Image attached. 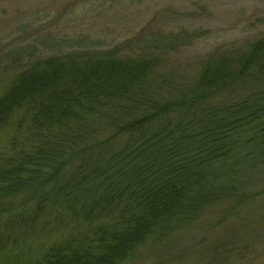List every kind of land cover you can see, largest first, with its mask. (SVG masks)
Returning a JSON list of instances; mask_svg holds the SVG:
<instances>
[{
	"label": "trees",
	"instance_id": "16d2710c",
	"mask_svg": "<svg viewBox=\"0 0 264 264\" xmlns=\"http://www.w3.org/2000/svg\"><path fill=\"white\" fill-rule=\"evenodd\" d=\"M161 17L119 43L45 34L8 54L24 65L0 97V129L13 126L33 142L0 164V200L40 197L35 188L44 169L56 164L59 175L79 153L100 151L102 143H88L107 129L129 141L109 158L101 152L97 168H78L59 190L63 198L83 194L80 207L65 206L81 224L35 264L125 262L150 235L216 199L209 173L233 154L245 130L261 126L264 134V87L216 103L256 69L264 84V36L221 49L192 82L178 86L168 58L211 32L168 27ZM48 196L12 221L30 225Z\"/></svg>",
	"mask_w": 264,
	"mask_h": 264
},
{
	"label": "rangeland",
	"instance_id": "374dc122",
	"mask_svg": "<svg viewBox=\"0 0 264 264\" xmlns=\"http://www.w3.org/2000/svg\"><path fill=\"white\" fill-rule=\"evenodd\" d=\"M154 16H162L160 23L168 27L211 32L168 58L178 86L192 82L221 49L229 52L233 45L264 36V0H0V97L23 69L24 63L8 57L15 48L45 34L88 35L100 42L119 43L134 38ZM257 73L254 70L246 84L221 95L216 103L234 102L260 91L264 84L256 80ZM252 128L245 130L233 154L210 171L216 199L187 220H174L167 229L150 235L121 264H264V134L261 126ZM17 137L13 126L0 129V164L33 142ZM95 142L104 147L79 153L62 174L53 171L56 164L44 169L41 188L35 191L40 197L49 194L48 206L36 212L38 217L30 225L12 220L31 214L40 197L0 200V264H35L49 247L79 228L81 223L69 216L65 206L80 207L83 194L63 198L57 196L63 195L59 190L78 168H97L101 152L109 158L129 143L127 137L116 138L108 129L88 146ZM84 149L78 148L79 152Z\"/></svg>",
	"mask_w": 264,
	"mask_h": 264
}]
</instances>
